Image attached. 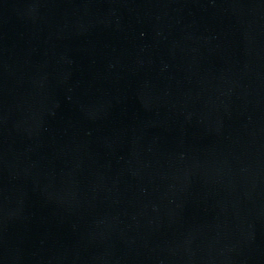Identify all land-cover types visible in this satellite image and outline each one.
<instances>
[{
  "label": "water",
  "instance_id": "1",
  "mask_svg": "<svg viewBox=\"0 0 264 264\" xmlns=\"http://www.w3.org/2000/svg\"><path fill=\"white\" fill-rule=\"evenodd\" d=\"M0 264H264V0H0Z\"/></svg>",
  "mask_w": 264,
  "mask_h": 264
}]
</instances>
